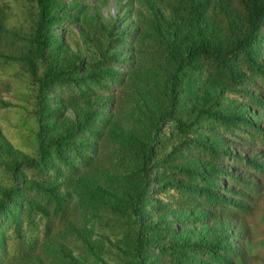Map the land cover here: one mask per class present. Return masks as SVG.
Here are the masks:
<instances>
[{
    "label": "rangeland",
    "instance_id": "374dc122",
    "mask_svg": "<svg viewBox=\"0 0 264 264\" xmlns=\"http://www.w3.org/2000/svg\"><path fill=\"white\" fill-rule=\"evenodd\" d=\"M199 4V0H51L46 62L58 79L77 82L74 87L51 84L42 96L41 113L47 121L46 141L57 145L66 158L60 161L56 149H49L45 162L58 175L39 182L14 165L30 154L0 134V199L8 183H15L18 194L6 197L13 202L10 212L18 216L29 203L44 207L34 194L37 186L69 196L73 216L61 228L71 233L74 244L44 243L28 264H123L134 236L111 233H116L139 192L150 195L151 187L167 180L163 167L170 166L203 172L206 180L172 179L213 191L230 202L231 210L216 211L204 204L160 213L144 210L140 225L151 237L142 254L145 264L205 263L191 247L194 243H216L223 251L230 250L237 264H264V188L256 194L247 188L260 186L262 178L251 163L233 164L228 155L264 164L262 146L240 138L238 132L219 131L197 138L215 154L199 149L184 152L180 161L168 155L144 159L151 144L160 142L159 125L171 99L173 44L184 46L204 34L225 45L242 27L235 2ZM6 44L10 52L9 41ZM258 59L264 66V49ZM16 98L0 84V101L12 103ZM235 114L264 129V110L243 103ZM64 178L70 179L69 190L57 186ZM150 203L147 200L145 207ZM170 249L181 255L179 262L165 254Z\"/></svg>",
    "mask_w": 264,
    "mask_h": 264
},
{
    "label": "trees",
    "instance_id": "16d2710c",
    "mask_svg": "<svg viewBox=\"0 0 264 264\" xmlns=\"http://www.w3.org/2000/svg\"><path fill=\"white\" fill-rule=\"evenodd\" d=\"M50 2L0 0V84L17 96L12 103L0 101V134H5L7 141L20 152L30 154H27L30 156L28 159L14 161V165L28 170L31 177L39 182L58 175L57 169L45 162L49 158V149H56L60 161L66 158L57 145L46 141L47 121L41 113L42 96L54 82H64L71 87L77 82V79H58L51 67L48 68ZM211 2H235L242 13V27L235 30L225 45L204 34L200 40L190 41L184 46L176 48L173 44L171 52L175 58V72L171 99L159 125V130L162 128L160 142H153L144 152L145 162L162 155L180 161L184 152L199 149L215 154L212 146L197 138L214 136L219 131L232 135L238 132L240 138L264 148V129L244 119L243 115L235 114L243 103L264 110V66L258 59L264 49V0H199V5ZM196 13L199 14L198 11ZM8 41L10 52L6 47ZM178 47L182 49L178 51ZM233 98L241 102L233 103ZM228 155L233 164L239 165L240 160L251 163L262 178L260 186H247L249 192L256 194L264 188L263 163L233 153ZM163 171L167 180L151 187L150 195L139 192L116 233H111L121 237L130 232L134 236V246L123 264L146 263L142 254L147 250L151 237L140 225L144 210L160 213L195 204H204L216 211L231 210L227 205L230 202H224L213 191L199 190L172 179L184 177L191 180L195 176L206 180L203 172L183 171L177 166L163 167ZM57 186H62L61 190H69L72 185L70 179L64 178ZM16 188L15 183L9 182L0 199V264H28L40 252L41 245L47 242L74 244L71 233L61 228L73 216L69 196L52 192L50 187L37 186L34 194L44 207L29 203L25 213L19 212L17 216L10 212L13 202L6 197L7 194L17 195ZM147 200L151 202L149 207H145ZM215 244H192L191 247L206 259L205 263L195 264H237L230 250L223 251ZM221 251L226 254L222 255ZM165 254L178 262L182 259L172 249Z\"/></svg>",
    "mask_w": 264,
    "mask_h": 264
}]
</instances>
